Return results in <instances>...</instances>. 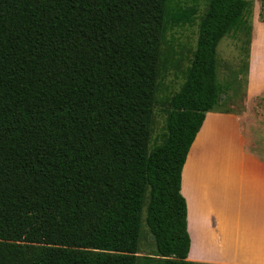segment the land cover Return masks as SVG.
<instances>
[{"label": "trees", "instance_id": "1", "mask_svg": "<svg viewBox=\"0 0 264 264\" xmlns=\"http://www.w3.org/2000/svg\"><path fill=\"white\" fill-rule=\"evenodd\" d=\"M198 6L0 0V264H137L147 190L156 255L190 264L181 171L225 93L217 46L246 28L250 4L208 0L163 140L152 144L161 40L192 24Z\"/></svg>", "mask_w": 264, "mask_h": 264}, {"label": "crops", "instance_id": "2", "mask_svg": "<svg viewBox=\"0 0 264 264\" xmlns=\"http://www.w3.org/2000/svg\"><path fill=\"white\" fill-rule=\"evenodd\" d=\"M263 90L264 22L256 21L245 100L252 105ZM252 108L207 112L187 153L180 192L187 206L190 264H264V157L246 147Z\"/></svg>", "mask_w": 264, "mask_h": 264}, {"label": "rangeland", "instance_id": "3", "mask_svg": "<svg viewBox=\"0 0 264 264\" xmlns=\"http://www.w3.org/2000/svg\"><path fill=\"white\" fill-rule=\"evenodd\" d=\"M169 1L171 5H175L177 2L185 5L192 3V0ZM207 4L208 0H199L195 21L188 25L173 26L162 37L157 89L153 105L152 144H159L163 140L165 120L170 110L169 100L185 80L196 47L198 22L206 10ZM249 4L245 13L246 28L228 33L217 46V79L225 88L217 110L243 112L251 110L253 107L251 125L247 129L246 147L250 152L264 157V97H261L260 94L251 105L245 100L244 92L248 69V60L245 54L248 49L246 40H251V24L261 21V17L264 19V2L249 0ZM208 152L215 156L216 149L210 148ZM148 202L149 190L143 197L137 264H163V259L156 255L157 250L145 222Z\"/></svg>", "mask_w": 264, "mask_h": 264}, {"label": "water", "instance_id": "4", "mask_svg": "<svg viewBox=\"0 0 264 264\" xmlns=\"http://www.w3.org/2000/svg\"><path fill=\"white\" fill-rule=\"evenodd\" d=\"M152 239H154V238L152 237Z\"/></svg>", "mask_w": 264, "mask_h": 264}]
</instances>
